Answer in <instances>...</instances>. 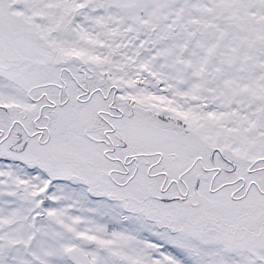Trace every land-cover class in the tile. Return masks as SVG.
<instances>
[{"label": "snow or ice", "instance_id": "1", "mask_svg": "<svg viewBox=\"0 0 264 264\" xmlns=\"http://www.w3.org/2000/svg\"><path fill=\"white\" fill-rule=\"evenodd\" d=\"M0 264H264V0H0Z\"/></svg>", "mask_w": 264, "mask_h": 264}]
</instances>
